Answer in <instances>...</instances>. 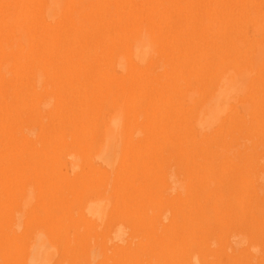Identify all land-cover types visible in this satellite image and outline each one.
Here are the masks:
<instances>
[{
	"label": "bare ground",
	"instance_id": "6f19581e",
	"mask_svg": "<svg viewBox=\"0 0 264 264\" xmlns=\"http://www.w3.org/2000/svg\"><path fill=\"white\" fill-rule=\"evenodd\" d=\"M0 264H264V0H0Z\"/></svg>",
	"mask_w": 264,
	"mask_h": 264
}]
</instances>
